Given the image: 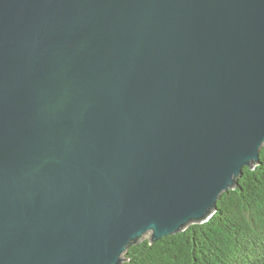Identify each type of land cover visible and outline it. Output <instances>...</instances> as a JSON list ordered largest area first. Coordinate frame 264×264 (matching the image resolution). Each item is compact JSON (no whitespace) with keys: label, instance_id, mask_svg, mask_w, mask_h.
<instances>
[{"label":"water","instance_id":"1","mask_svg":"<svg viewBox=\"0 0 264 264\" xmlns=\"http://www.w3.org/2000/svg\"><path fill=\"white\" fill-rule=\"evenodd\" d=\"M263 145L264 0H0V264H121Z\"/></svg>","mask_w":264,"mask_h":264},{"label":"trees","instance_id":"2","mask_svg":"<svg viewBox=\"0 0 264 264\" xmlns=\"http://www.w3.org/2000/svg\"><path fill=\"white\" fill-rule=\"evenodd\" d=\"M121 264H264V145L205 220L129 245Z\"/></svg>","mask_w":264,"mask_h":264},{"label":"rangeland","instance_id":"3","mask_svg":"<svg viewBox=\"0 0 264 264\" xmlns=\"http://www.w3.org/2000/svg\"><path fill=\"white\" fill-rule=\"evenodd\" d=\"M151 235H152V232L151 231H149V232H147L144 236H143V239H147V238H150L151 237Z\"/></svg>","mask_w":264,"mask_h":264}]
</instances>
